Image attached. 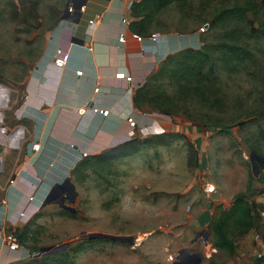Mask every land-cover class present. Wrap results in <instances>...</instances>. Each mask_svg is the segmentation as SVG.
I'll return each instance as SVG.
<instances>
[{
  "label": "rangeland",
  "instance_id": "1",
  "mask_svg": "<svg viewBox=\"0 0 264 264\" xmlns=\"http://www.w3.org/2000/svg\"><path fill=\"white\" fill-rule=\"evenodd\" d=\"M69 1L0 0V145L11 159L33 148L32 129L18 120L17 111L26 100L32 71L57 43L59 18ZM154 31L172 38V47L145 83L157 97L164 93L171 98L175 113L162 117L155 107L135 111L149 117L141 127H150L154 118L169 128L148 133L138 128L128 141L139 145L161 135L164 143L140 145L137 153L106 164L105 171L89 170L84 182L72 171L69 177L78 195L65 205L73 212L58 205L67 191L50 196L60 183L52 184L43 200L48 204L41 208L42 202L16 231L18 235L30 225L35 240L23 245L15 263L33 259L43 247L69 243L64 251L41 255L38 261L176 264L178 255L186 262L184 257L191 254L180 251L193 249L203 254L201 264H264V184L253 175L250 159L252 151L264 157V0L174 3L160 13ZM187 49L209 52L206 70L211 75L204 82V96L181 90L170 73L171 63H165L168 56ZM241 192L260 214L258 225L235 238L236 255L216 248L206 256L201 238L194 239L207 232L212 242L214 218ZM83 233L133 236L135 244L90 241Z\"/></svg>",
  "mask_w": 264,
  "mask_h": 264
},
{
  "label": "crops",
  "instance_id": "2",
  "mask_svg": "<svg viewBox=\"0 0 264 264\" xmlns=\"http://www.w3.org/2000/svg\"><path fill=\"white\" fill-rule=\"evenodd\" d=\"M134 1L88 0L78 22L61 20L66 8L60 16L57 43L32 71L25 86L28 99L17 111L21 114L18 120L30 125L35 141L32 146L38 150L29 148L11 159L0 145V264H13L21 258V252L5 246L1 231L20 230V223H26L40 207L50 186L62 183L83 160L82 152L98 155L131 138L125 115L135 108V87L146 82L172 47L169 44L172 38L161 34L155 42L148 39L137 42L133 38L129 24ZM96 15L100 19L90 25ZM124 32L127 41L119 44L118 38ZM73 38L79 42L73 43ZM58 47L68 51V65L62 70L53 63ZM79 69L84 70L82 76L76 75ZM119 72L133 77L132 96L127 92L130 85L116 79ZM99 84L101 91L96 94L94 90ZM93 100L113 114L107 119L80 117L78 109ZM134 111L140 112L136 108ZM133 115L138 123L147 122L140 113ZM156 125L162 131L169 128L163 121L159 124L156 120ZM203 216H207L206 211ZM198 223L197 227L202 224ZM9 225L12 229H8Z\"/></svg>",
  "mask_w": 264,
  "mask_h": 264
},
{
  "label": "trees",
  "instance_id": "3",
  "mask_svg": "<svg viewBox=\"0 0 264 264\" xmlns=\"http://www.w3.org/2000/svg\"><path fill=\"white\" fill-rule=\"evenodd\" d=\"M189 1L191 0H135L130 7L132 17V21L129 24L130 32L148 39L153 33H157L154 29L159 24V15L163 10L174 3H186ZM247 10L249 9H235V11L243 13L247 12ZM229 49L235 54L233 48L229 47ZM209 61V52L203 49L199 51L187 49L176 55L168 56L165 63H171L172 70L170 73L172 78L176 79L179 83L181 90L186 91L187 95L201 94L204 96V82L211 75V72L206 70V64ZM160 76H162V68L160 70ZM157 77H154V79ZM182 80L187 82L186 86L182 84ZM149 87L150 84L147 82L137 88L133 95L134 107L138 111H142L147 107H155L159 111L157 115L171 117L175 113L171 109L173 106L171 98H167L164 93H162L163 98H159ZM137 143L136 140H129L120 144L115 149L110 151L105 150L98 155L90 156L92 158L88 157L89 159L85 158L73 169V174L80 182H84L89 170L92 169L96 172L105 171L106 164L137 153L140 145L163 144L164 140L163 136L158 135L155 139H146L139 145ZM259 169V175L256 180L264 184V163L259 165ZM259 217L260 214H258L254 204L248 199L247 195L245 193L237 194L232 206L229 209H221L211 224L212 243L214 247L230 256L236 255L237 244L235 238L244 236L254 230L258 225ZM18 236L22 245H25L30 239L35 240L30 225L26 226L22 232L18 231ZM13 264H45V262H39L38 258H35Z\"/></svg>",
  "mask_w": 264,
  "mask_h": 264
},
{
  "label": "built area",
  "instance_id": "4",
  "mask_svg": "<svg viewBox=\"0 0 264 264\" xmlns=\"http://www.w3.org/2000/svg\"><path fill=\"white\" fill-rule=\"evenodd\" d=\"M71 1V0H70ZM69 1V2H70ZM66 9L68 10V14L70 16H72L73 18L76 17V10L73 7V4L70 2L69 6L66 7ZM83 11V8L81 9ZM100 19V15H96L93 19H91L89 21L90 25H94L98 22V20ZM64 22V21H62ZM208 29V25L203 26L201 28L202 32H205ZM133 38L137 41V42H144L145 40H147L146 38L137 35V34H132ZM160 38V33H153L148 40H151L153 42H155L157 39ZM127 41V34L121 33L119 38H118V42L119 44H125ZM68 51L65 50L63 47H58L55 51V55L53 57V63L54 66L59 69L62 70L64 69L67 65H68ZM84 73L83 69H79L76 71V75L77 76H82ZM116 79L118 80H122L125 81L127 85H130V89L127 91L130 96H132V92H133V88H132V84L134 82V79L131 75L126 74L125 72H119L118 74H116ZM144 83L139 84L135 87V90H137V88L143 86ZM95 93L98 94L101 91V85L99 84L96 88H95ZM134 95V94H133ZM28 99V96H26V100ZM135 108L132 107V111L125 115V120L127 122V124L130 126V136H134L135 134V130L136 129H140L143 132H152V130L154 129L157 130L158 128H162L160 125H156V120L153 118V124L150 127H141L138 123V121L136 120V118L134 117L133 113ZM113 114L112 110L109 108H104L101 107L100 105H98L95 100L89 102L88 104L82 106L81 108L78 109V115L82 118L87 117V116H93L94 118H101V119H107L109 118L111 115ZM142 117L148 119V115L146 113H143V115L141 114ZM157 128V129H156ZM159 131V130H158ZM33 150H38L35 149V146H33L32 148ZM92 156L91 153L88 152H82L81 154V159H85ZM11 183H13V181H11ZM210 191H213L212 189H210ZM204 232L203 235H205ZM1 236H2V240L5 244V246L11 250V251H16V252H21V256H22V251L21 249L23 248V245L21 243V240L19 238V236L17 235V233L13 232V231H8L5 228L1 231ZM201 241L202 244L204 246V248L207 250V252L205 253L206 256L211 257L212 254L217 251L216 248L214 247L213 243L210 242V237L209 238H204L203 236L201 237ZM212 243V244H211ZM42 254L40 253H36L33 254L31 257H33V259L40 257Z\"/></svg>",
  "mask_w": 264,
  "mask_h": 264
},
{
  "label": "water",
  "instance_id": "5",
  "mask_svg": "<svg viewBox=\"0 0 264 264\" xmlns=\"http://www.w3.org/2000/svg\"><path fill=\"white\" fill-rule=\"evenodd\" d=\"M70 2L73 4V7L77 11L76 17H74L75 18L74 19L72 16H69L68 10L66 9L65 13L61 17V20H71L72 19V21L78 22L79 21L78 19L81 17V9L83 6H85L87 4L88 0H71ZM70 2H68L67 7L69 6ZM72 42L78 43L79 40L77 38H73ZM250 159H251V164H252L253 175L255 177H257L259 175V171H260L259 165L261 163H264V157L260 156L256 152L252 151L250 154ZM59 188L68 189L67 192L71 194V196L68 195L69 198H66V197L62 198L59 205L62 208L73 212L74 211L73 208L65 205V200H69L71 203L75 202V199L78 195L76 188H75V185L71 182L70 178L67 177L62 183L58 184V186L56 185L54 188H52L50 194ZM47 201H48V199H46V201L41 206V208H43L44 206H46L48 204ZM21 223H23V222H21ZM8 229H12V226L9 225ZM82 236L87 238L90 241H93V240H109V241H113V242L128 243L130 245L135 244V238L133 236H130V237L118 236V235H110V234H105V233H90V234L83 233ZM202 236L204 238H209L210 234L205 233V235H203V233H198L196 238L194 239V241H198ZM69 245L70 244L67 243V244H62L61 246L43 247L40 249V252L42 255H54L56 253H60V252L64 251ZM193 251H194L193 249L180 251V253H182V252L191 253V256L193 258V261L191 263L180 262L179 261L180 256L178 255L176 264H201L203 254L202 253H194Z\"/></svg>",
  "mask_w": 264,
  "mask_h": 264
},
{
  "label": "flooded vegetation",
  "instance_id": "6",
  "mask_svg": "<svg viewBox=\"0 0 264 264\" xmlns=\"http://www.w3.org/2000/svg\"><path fill=\"white\" fill-rule=\"evenodd\" d=\"M65 191H68V189H62V188H59V189H56L53 193H51L50 196H51V195H58V194H61V193L65 192ZM57 192H59V193H57ZM50 196H49V197H50ZM69 196H71L70 193H69ZM66 198H69V197H66ZM61 199H62V198H61ZM61 199L59 200L58 205H59ZM67 201H69V200H65V204L67 203ZM187 257H188V258H187ZM187 257H184V258H186V262L191 263V262L193 261V258H192V256H191V254H189V256H187Z\"/></svg>",
  "mask_w": 264,
  "mask_h": 264
},
{
  "label": "bare ground",
  "instance_id": "7",
  "mask_svg": "<svg viewBox=\"0 0 264 264\" xmlns=\"http://www.w3.org/2000/svg\"><path fill=\"white\" fill-rule=\"evenodd\" d=\"M213 189V188H212Z\"/></svg>",
  "mask_w": 264,
  "mask_h": 264
}]
</instances>
